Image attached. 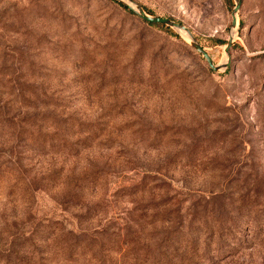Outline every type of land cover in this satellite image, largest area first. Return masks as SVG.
Here are the masks:
<instances>
[{"label": "rangeland", "instance_id": "1", "mask_svg": "<svg viewBox=\"0 0 264 264\" xmlns=\"http://www.w3.org/2000/svg\"><path fill=\"white\" fill-rule=\"evenodd\" d=\"M135 1L221 62L232 0ZM231 53L214 73L110 0H0V264H264V0Z\"/></svg>", "mask_w": 264, "mask_h": 264}, {"label": "water", "instance_id": "2", "mask_svg": "<svg viewBox=\"0 0 264 264\" xmlns=\"http://www.w3.org/2000/svg\"><path fill=\"white\" fill-rule=\"evenodd\" d=\"M120 6L130 10L136 17L144 22L162 25L175 32L189 47L197 52L208 64L214 73L225 72L232 64V49L239 37L240 31V10L242 0H232L234 8L232 9V23L229 31V38L223 46V57L220 63L215 62L210 51L204 47L186 25L179 23L171 18L161 17L148 12L140 3L135 0H113Z\"/></svg>", "mask_w": 264, "mask_h": 264}, {"label": "trees", "instance_id": "3", "mask_svg": "<svg viewBox=\"0 0 264 264\" xmlns=\"http://www.w3.org/2000/svg\"><path fill=\"white\" fill-rule=\"evenodd\" d=\"M111 2H114V3H116L115 1H113V0H110ZM226 2H228L229 4H231L232 5V2H231V0H226ZM117 4V3H116ZM122 7V6H121ZM125 11H127L129 14H131L132 16H134V17H136L130 10H128V9H126V8H124V7H122ZM148 12H150V13H152L151 11H149L146 7H144ZM152 14H154V13H152ZM138 18V17H137ZM141 20V19H140ZM173 20H175V19H173ZM175 21H177V20H175ZM144 22V21H143ZM177 22H179V23H181L180 21H177ZM145 23H147V22H145ZM148 25H150V26H152V27H155V28H158V29H161V30H164V31H166L167 33H169L170 35H172L173 37H175V38H178V39H180L174 32H172L170 29H168V28H166V27H164V26H162V25H154V24H150V23H147ZM211 41H212V43H223V42H221V41H218V40H215V39H211Z\"/></svg>", "mask_w": 264, "mask_h": 264}]
</instances>
